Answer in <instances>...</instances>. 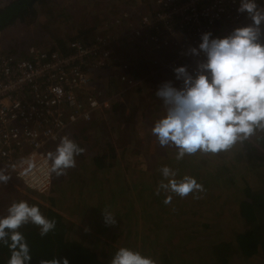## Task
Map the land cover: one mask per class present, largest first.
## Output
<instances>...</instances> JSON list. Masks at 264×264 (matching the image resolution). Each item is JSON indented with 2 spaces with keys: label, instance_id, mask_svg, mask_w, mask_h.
Segmentation results:
<instances>
[{
  "label": "trees",
  "instance_id": "trees-1",
  "mask_svg": "<svg viewBox=\"0 0 264 264\" xmlns=\"http://www.w3.org/2000/svg\"><path fill=\"white\" fill-rule=\"evenodd\" d=\"M47 1L13 0L0 6V32L27 19L33 22L37 16L34 5ZM67 11L54 8L60 16L69 17ZM87 34L55 37L48 50L68 54V44ZM133 77L137 79L136 72ZM71 132L69 137L86 151L64 176L49 173L51 181H46L39 174L42 179L36 182L44 184L49 208L29 201L56 221L55 230L42 238L33 224L20 229L31 249V264L53 258L61 264L65 258L69 264H110L120 247L139 251L156 264H216L214 248L221 244L232 247L221 264H264V223L258 219L264 218V132L236 145L234 153L229 150L228 159L220 160L214 169H202L187 155L177 167L161 163L143 172L126 167V173L120 162H110L115 160L114 153L89 147L87 129ZM58 143L49 149L55 151ZM253 157H260V173L250 161ZM43 165L50 168V161L32 172L41 173ZM163 166L176 170L177 179L184 175L196 178L205 188L201 198L181 199L163 191L156 195L163 179L158 169ZM166 195H172L171 204L163 203ZM104 208L115 215V225L105 223ZM10 255L0 245V264H7Z\"/></svg>",
  "mask_w": 264,
  "mask_h": 264
},
{
  "label": "built area",
  "instance_id": "built-area-1",
  "mask_svg": "<svg viewBox=\"0 0 264 264\" xmlns=\"http://www.w3.org/2000/svg\"><path fill=\"white\" fill-rule=\"evenodd\" d=\"M256 2L264 7V0ZM239 7L240 0H154L147 10L123 14L122 34L70 42L68 54L34 47L28 58L0 53V169L33 187L42 179L32 172L45 163L41 155L70 129L92 122L110 105L109 84L95 71L118 66L120 82L137 86L128 76L130 60H120L114 51L116 43L143 50L159 72L175 74L183 63L205 58L203 53L188 54L199 47L202 34L223 38L251 23ZM4 186L0 184V201Z\"/></svg>",
  "mask_w": 264,
  "mask_h": 264
},
{
  "label": "clouds",
  "instance_id": "clouds-1",
  "mask_svg": "<svg viewBox=\"0 0 264 264\" xmlns=\"http://www.w3.org/2000/svg\"><path fill=\"white\" fill-rule=\"evenodd\" d=\"M238 12L247 13L252 23L235 28L228 36L212 38L202 34L199 47L188 54L204 59L197 61L194 73L187 66L174 69L180 87L172 81L161 84L155 95L162 101L164 114L154 122L151 134L161 148H174L175 159L186 155L218 154L248 141L256 132H264V7L256 0H240ZM59 93L60 89H56ZM86 151L68 135L60 138L55 151L48 153L49 171L56 177L66 175L76 167V157ZM163 179L156 195L172 193L181 199L193 195L200 199L205 188L197 179L184 175L169 166L158 169ZM10 176L0 169V184H7ZM172 195L163 203L171 204ZM107 225L117 223L115 215L104 208ZM33 224L43 238L56 228V221L43 215L38 205L27 201H13L7 215L0 216V245L11 255L7 264H31L32 254L20 229ZM87 230V229H86ZM40 264H61L59 259L41 260ZM63 264H69L65 258ZM110 264H156L151 257L128 247H120Z\"/></svg>",
  "mask_w": 264,
  "mask_h": 264
},
{
  "label": "rangeland",
  "instance_id": "rangeland-1",
  "mask_svg": "<svg viewBox=\"0 0 264 264\" xmlns=\"http://www.w3.org/2000/svg\"><path fill=\"white\" fill-rule=\"evenodd\" d=\"M11 1L13 0H0V6H4ZM140 1L48 0L44 4L37 3L34 5L37 10V16L33 22L27 19L25 22L17 23L0 32V53L11 54L18 58H28V51L32 47L48 51L53 43L52 39L55 37L65 39L78 37L81 33L78 28L84 19L82 16L83 8L86 12L89 8L90 10L94 9L93 13H95L96 8L99 15L95 19L99 22H97L94 31H89L87 35H83L79 40L91 41L97 35H120L124 27L126 28L123 14L127 11L141 8L142 6L138 5ZM144 1V5H146V3L154 0ZM63 7L68 8L69 17L60 16L54 12V8L55 10H60ZM147 9L148 7L144 10ZM261 27L264 28V25ZM261 42H264V37L261 38ZM114 51L119 58L124 57L123 54H125V57H130L133 54L137 56L145 55L143 50L121 42L114 45ZM148 59L144 60V62H147L148 67H140L138 71H135L137 79L134 82H138H136L137 87H127L119 84L114 92H109L108 94L110 105L107 109L101 110L92 122L83 123L71 129V131L79 128L82 130V126H84V129H87L89 133L87 143L89 147L95 149L103 148L110 151L109 154L114 153L115 160L110 162H120L125 173L128 168L143 172L151 167L153 168L156 164L168 163L171 167H177L179 163L175 159L176 150L174 148H161L156 138L151 134V128L154 126V122L164 114L162 101L155 95L159 86L164 82L172 81L174 86L180 87L182 82L176 80L175 74L167 75L164 72H159L157 68L151 66L150 59ZM186 66L187 68L190 67L188 70L193 69L192 73H194L197 63ZM115 68H118V66ZM100 81L104 82L102 77ZM102 82L100 84H103ZM71 131L68 132L69 135H72ZM234 148L231 149L232 153L235 152ZM53 150L50 149L49 152ZM41 156L46 158V161L48 160V153H44ZM228 157L229 151H223L215 155L198 153L197 155L188 156L204 170L216 168L220 160L228 159ZM250 161L260 173V157H253ZM38 164L31 163L32 167ZM43 166L41 173L38 172L37 175L41 174L44 179L46 178V181H51L47 176L50 173L49 167ZM126 167L127 169H125ZM127 178L129 181V176ZM261 178L264 180V176H261ZM24 182L30 181L26 180ZM43 187L44 184L40 185L36 182L33 192L31 184L18 182L16 178L12 177L4 186L6 194L0 201V216L7 215V209L13 201L24 200L29 203L32 199L49 208ZM258 219L264 223L263 216H259ZM72 221L78 223L74 220ZM229 249L232 251V247L229 244H221L214 248L216 264H221L225 255L230 253Z\"/></svg>",
  "mask_w": 264,
  "mask_h": 264
},
{
  "label": "crops",
  "instance_id": "crops-1",
  "mask_svg": "<svg viewBox=\"0 0 264 264\" xmlns=\"http://www.w3.org/2000/svg\"><path fill=\"white\" fill-rule=\"evenodd\" d=\"M144 3H145V1L144 0H141L140 2H138V5L139 6H142L140 9H146L148 6H150L151 4H152V2H148V3H146V5H144ZM62 9H66V7H63ZM68 9V8H67ZM94 9H91L90 10V8L88 9V11L86 12L85 11V9L83 8V21H82V24H81V26L78 28L80 31H81V33L82 32H85V31H87V32H89V31H94L95 29H96V26H97V22H99L98 20H96L95 18H96V16L97 15H99V12H97V9L95 8V13H93L92 11H93ZM91 11V12H90ZM125 31V27H124V29L122 30V32L121 33H123ZM124 55V57H121V58H119V56H118V58L120 59V60H127V59H129L130 60V63H129V71H128V76L130 77V78H132L133 80H136V78H134L133 77V73L135 72V71H138V68H140V67H148V64H147V62L145 61L144 62V60H147L148 59V56H137V55H135V54H133V55H131L130 57H125V54H123ZM149 60V59H148ZM144 62V63H143ZM149 62H150V64H151V66L152 67H155L153 64H152V62H151V60H149ZM142 63V64H141ZM186 65H188V64H182L181 65V67L182 66H186ZM155 68H157V67H155ZM188 68H190V67H188ZM147 69V68H146ZM158 69V68H157ZM192 70L193 69H190V70H188L190 73H192ZM96 75H99V76H101L102 77V79L105 81V82H108V84H109V87H110V92H114V90H116L117 88H118V85L119 84H123V83H121L120 82V80H119V76H120V74H121V69H120V67H118V68H115V67H110V68H105V70H103V71H101V70H97V71H95L94 72ZM164 73H166L167 75L168 74H170V73H167V72H164ZM172 75H174V74H172ZM100 77V78H101ZM137 82V81H136ZM138 83V82H137ZM124 85V84H123ZM126 86V85H125ZM137 87V86H136ZM138 90V89H137ZM159 117V116H158ZM160 118V117H159ZM83 127V129H84V126H82ZM71 130V129H70ZM69 130V131H70ZM78 130H80V128L78 129ZM77 130V131H78ZM68 131V132H69ZM68 132L65 134V135H69L68 134ZM64 135V136H65ZM18 182H22V181H20V180H18ZM5 194H6V191H4L3 192V194H2V197L3 196H5Z\"/></svg>",
  "mask_w": 264,
  "mask_h": 264
}]
</instances>
